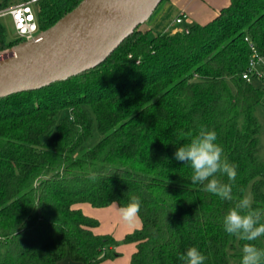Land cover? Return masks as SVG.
<instances>
[{"label": "trees", "instance_id": "obj_1", "mask_svg": "<svg viewBox=\"0 0 264 264\" xmlns=\"http://www.w3.org/2000/svg\"><path fill=\"white\" fill-rule=\"evenodd\" d=\"M80 1L36 0L39 30ZM246 36L264 53V0H230L188 32L138 26L96 67L0 97V264L67 256L101 264L120 255L118 239L95 231L100 220L79 204L121 206L132 195L141 226L123 237L135 244L130 264H181L190 246L204 264H230L231 255L239 264L244 243L264 248V235L242 241L222 226L249 182L253 208L264 209L256 115L264 88L243 76ZM20 41L0 23L1 50ZM95 123L101 137L86 148ZM201 126L215 130L222 158L236 165L232 181L217 173L231 199L191 183L190 164L174 157Z\"/></svg>", "mask_w": 264, "mask_h": 264}, {"label": "water", "instance_id": "obj_2", "mask_svg": "<svg viewBox=\"0 0 264 264\" xmlns=\"http://www.w3.org/2000/svg\"><path fill=\"white\" fill-rule=\"evenodd\" d=\"M162 0H81L35 37L0 52V97L36 89L94 68Z\"/></svg>", "mask_w": 264, "mask_h": 264}, {"label": "clouds", "instance_id": "obj_3", "mask_svg": "<svg viewBox=\"0 0 264 264\" xmlns=\"http://www.w3.org/2000/svg\"><path fill=\"white\" fill-rule=\"evenodd\" d=\"M222 151L215 130L201 126L189 142L176 147L174 157L190 164L191 183L201 184L206 191L222 199H231V184L223 182L217 173L232 181L236 177V165L222 158ZM252 200L251 193H245L223 215V230L242 241H255L264 235V209L253 208ZM139 208V197L132 195L126 204L121 205L120 212L125 220H132ZM240 252L239 264H264V248L244 243ZM179 259L181 264H204L206 257L197 246H190L179 254Z\"/></svg>", "mask_w": 264, "mask_h": 264}, {"label": "crops", "instance_id": "obj_4", "mask_svg": "<svg viewBox=\"0 0 264 264\" xmlns=\"http://www.w3.org/2000/svg\"><path fill=\"white\" fill-rule=\"evenodd\" d=\"M229 2L230 0H167L169 5L179 10L177 17L183 16V20L180 22V24L185 22L184 26L175 27L171 31L181 30L182 28L189 27L194 22L206 23L215 17L221 8L227 6ZM147 28L150 27L147 26ZM79 205L85 213L97 217L100 220V225L95 228V231L99 233H110L114 235L116 239L123 238L127 232H130L141 226V219L138 214L130 221L125 220L120 212L121 206L117 203H112L104 207H95L87 202L81 203ZM107 219L109 220L107 221ZM115 228L117 229L116 232ZM130 245L132 246H129L131 247V250L129 251L128 260L130 255H132L131 253H133L135 249L134 243H130ZM68 258L72 259L71 257L67 256L57 264H72ZM73 261L75 264H78V262L75 260ZM101 264H103V262Z\"/></svg>", "mask_w": 264, "mask_h": 264}, {"label": "rangeland", "instance_id": "obj_5", "mask_svg": "<svg viewBox=\"0 0 264 264\" xmlns=\"http://www.w3.org/2000/svg\"><path fill=\"white\" fill-rule=\"evenodd\" d=\"M24 1H27V0H14L10 4L24 2ZM33 7H34V9H36L35 5H33ZM178 12H179V10L176 8H173L171 5H169L167 3V0H162V2L154 10L152 15L143 24L140 25V28L141 29H147V26H148V27L152 28V31L156 32V31H160V30L171 31L175 27L184 26L185 22L181 23V24L176 22V17L178 15ZM0 23L4 27L6 38L8 40L14 39L17 32H16V29L14 26L12 16L10 14L3 15L2 17H0ZM252 79H253V83L255 85L260 84V80L258 78L253 77ZM90 111L92 112L91 109H90ZM63 113L64 114L68 113V109H63L61 111V114H63ZM256 115H257V118H258V121L260 124V131L258 134V136H259L258 156L261 160H264V103H259L257 105ZM100 137H101V134H100L99 129L95 123L94 128H93V133L89 137V139L86 141L85 147L88 148V147L93 146L100 139ZM79 152L80 151H77L76 154H78ZM263 179H264V174H263ZM245 193H251L252 198H253L252 182H249L247 184V186L244 190V194ZM108 220L109 219H107V221ZM112 221H114V220H112ZM116 231H117V229L115 228V232ZM116 235H118V234H116ZM129 246H132V245H130V243H126L123 240V238H121V239L119 238L118 243H117V245L114 246V248H115V250L120 252V255L104 260L103 264H130L131 255L129 257V260H128V256H129V251L131 250V247H129ZM117 247H119V248H117ZM120 249H121V251H120ZM235 250H238V249H233V250L231 249L230 251L234 252ZM118 258H120V259H118ZM68 260H70V262H72V264H75L72 259L68 258ZM236 262H237L236 258L231 255L230 264H236Z\"/></svg>", "mask_w": 264, "mask_h": 264}, {"label": "built area", "instance_id": "obj_6", "mask_svg": "<svg viewBox=\"0 0 264 264\" xmlns=\"http://www.w3.org/2000/svg\"><path fill=\"white\" fill-rule=\"evenodd\" d=\"M35 0H27L19 3H12L8 6L0 8V17L10 14L12 16L14 26L16 29V38L27 40L35 37L39 32L37 18L33 3ZM183 20V16H178L176 22L180 23ZM186 32L189 31V27L182 28ZM246 40L249 42L251 48V56L249 59L247 70L243 73V76L247 79L256 77L260 80L262 87L264 88V53L260 52L256 44L246 36ZM9 48L0 49V52L7 51Z\"/></svg>", "mask_w": 264, "mask_h": 264}]
</instances>
